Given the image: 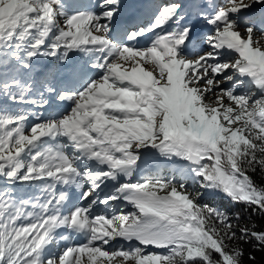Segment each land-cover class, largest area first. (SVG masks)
Here are the masks:
<instances>
[{
  "label": "snow or ice",
  "instance_id": "obj_1",
  "mask_svg": "<svg viewBox=\"0 0 264 264\" xmlns=\"http://www.w3.org/2000/svg\"><path fill=\"white\" fill-rule=\"evenodd\" d=\"M124 7L0 0V264H243V245L264 250V0ZM150 157L171 174L140 176ZM195 185L244 207L201 203Z\"/></svg>",
  "mask_w": 264,
  "mask_h": 264
},
{
  "label": "rangeland",
  "instance_id": "obj_2",
  "mask_svg": "<svg viewBox=\"0 0 264 264\" xmlns=\"http://www.w3.org/2000/svg\"><path fill=\"white\" fill-rule=\"evenodd\" d=\"M123 4H124V12H128L130 11V8L128 9V5L133 3V0H122ZM264 39V38H262ZM12 110H20V111H29V112H36L37 114H39L40 112H43L44 116H48L50 113L48 111L42 110V109H37L33 106H29V105H22V106H18V105H11ZM172 168L173 166L171 165L170 162L164 161L163 159L160 158H155V157H150L147 161V163L144 165V170L141 171V173L139 174L140 176H144V175H148L151 173L156 174V175H160V176H168L171 174L172 172ZM2 186V185H0ZM188 186L189 188H193V183L191 180L188 181ZM28 190L29 194L32 193V189H28V186L25 185L23 187H17L16 191L19 195H23L25 193V190ZM195 191H200L202 193H204L205 195H209L204 189L199 188V185H195L194 188ZM216 196H221L224 197L222 194L221 195H216ZM216 196H210V197H216ZM224 199H227L226 197H224ZM113 207H115V205H110L109 206V211H111L110 209H112ZM101 211L102 208H104V206H100ZM127 210H131L130 206L128 208L125 209ZM74 241H78L81 240V238L77 237H73Z\"/></svg>",
  "mask_w": 264,
  "mask_h": 264
},
{
  "label": "trees",
  "instance_id": "obj_3",
  "mask_svg": "<svg viewBox=\"0 0 264 264\" xmlns=\"http://www.w3.org/2000/svg\"><path fill=\"white\" fill-rule=\"evenodd\" d=\"M254 179L257 181V183H264V176H261L259 173L254 175ZM201 203H208L213 207H219L223 211H228L229 213H232L234 211L241 210L244 206L243 205H234L231 203L230 200L224 199V197L216 196V197H210L209 195H203L201 197ZM255 222L258 225L264 226V217L255 216L254 217ZM244 247V258H243V264H264V250H255L253 249L251 244L243 245ZM249 255H252L255 257L254 260L249 259Z\"/></svg>",
  "mask_w": 264,
  "mask_h": 264
},
{
  "label": "bare ground",
  "instance_id": "obj_4",
  "mask_svg": "<svg viewBox=\"0 0 264 264\" xmlns=\"http://www.w3.org/2000/svg\"><path fill=\"white\" fill-rule=\"evenodd\" d=\"M131 5H132V4H129L127 8L129 9ZM128 12H129V11H128ZM128 12H124V14H128ZM103 209H104V208H102V210H103ZM98 210H101V208H99ZM110 210H111V209H110ZM77 239H78V237H77Z\"/></svg>",
  "mask_w": 264,
  "mask_h": 264
}]
</instances>
